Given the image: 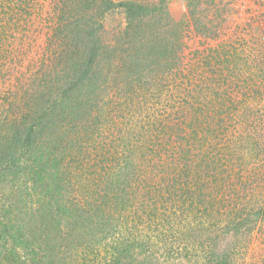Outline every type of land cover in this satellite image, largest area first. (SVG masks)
<instances>
[{
  "label": "trees",
  "instance_id": "trees-1",
  "mask_svg": "<svg viewBox=\"0 0 264 264\" xmlns=\"http://www.w3.org/2000/svg\"><path fill=\"white\" fill-rule=\"evenodd\" d=\"M77 1L79 0H54L51 6H47L42 2L41 4L40 2L36 3L35 0H0V77L5 80L6 73L10 75L8 78L13 75L12 79L14 80L19 79L20 75L23 76V81L22 79L17 82L10 80V82H6L4 88H0V109L2 112H7V115L0 118V129L3 131L0 133V137L3 142H6L5 146L0 148V185L5 177H12V180L20 179V174L23 173L22 176L25 175L24 182L31 183L30 189L33 190H30V194L33 196L35 193L39 202L43 201L45 197H49L52 201H59V204H62L60 205L62 215H65L68 209L78 210L77 212L74 210L75 215L85 221L84 225L86 221L90 222L94 216L99 218L102 211L104 215L102 213V216L100 215L102 218L99 219L105 218L106 220L107 217L113 216L114 214L111 212H114L115 214L119 213L121 218L127 222L129 218L140 221L145 217L144 221L152 220L157 214L155 212L158 209L157 202L160 205V203L164 204L169 201L174 219L177 215H186L188 218L190 213L191 218L188 219H192L191 222L194 223L192 229L206 224L205 229L214 227V229H221L223 233L233 229L238 234L242 233L240 230L243 227H248L247 220L252 218H248L250 214L239 213L248 205L238 188L242 187L241 183L243 184L244 180L247 183L249 179L258 188L257 186L262 185L261 181L264 180V169L260 168V163L249 162L254 160V157L259 153L251 151V148L246 156L235 151L232 152L233 156L227 157L220 155L219 150L237 139L233 125L239 127L237 126L239 115L245 114L244 112L250 104H255L261 97H264V52L259 55L252 51L254 47L262 49L260 37L250 36L251 44H247L248 52H243L244 42L238 43L240 39L238 36H234L232 40L222 41L212 48L214 50L217 48L214 53L217 65H226L227 74L223 75L219 82L221 90H214L211 80L205 85L206 89L202 86L195 89L193 83L195 77L192 79L188 77L192 70L186 68L185 74L181 72L184 76L178 84L183 85L185 97L180 101L179 109H174V116L168 112L159 120L161 127L158 133L161 134L147 133L141 125L140 131L134 135V141L140 143L144 140L143 145L136 144V147H140L141 150L139 156L125 152L121 154L123 160L118 167L126 176V183L130 185L132 195L140 194V197L133 196L135 201L142 205L127 203L128 200L125 199L112 206V209L109 206V212L105 214L106 204L108 205L110 202L106 203V200L103 199L104 195L95 194V191L92 190L93 185L99 179L93 178L87 187V194L84 195V201L93 208L91 212L88 211L89 207L84 208L83 201H81V205H78L75 200L70 202L73 205L69 206L67 202L69 200L65 197L72 196L71 192L76 191L75 187L68 186L71 181L70 176L67 178L65 191H63L65 181L63 177L54 179V176L57 173L55 169L58 170L60 167H62V171L65 167L70 168L73 164L75 167H81L80 161L83 158L81 155H84L82 151H84L86 141L94 136H99L103 129L102 115L100 114L103 110L102 103L107 105L111 103L109 108L111 114L107 116V121L113 115L114 105L118 107V103L112 97L104 100L102 96V94L106 95L105 97L109 95L105 88L109 76L103 75V61L111 59L116 50L115 45L104 41L103 35L106 28L103 18L105 14L114 9H122L127 20L123 30L124 35L129 38L138 34L137 41L141 45H145L142 60L138 49L141 46H134L133 54L127 57L126 64L131 67H128L129 70L121 75V79L127 89L122 96H128L130 90L133 91L142 83L136 84L142 71L153 73L158 68L156 54L159 57L165 55L166 47L162 49V44L157 43L158 36L155 35L154 27L158 25V21L160 23L163 19L167 21V13L166 16L161 14L164 9L162 0L151 2L144 0H82L83 4L76 7ZM42 15L47 18L44 52L38 59L32 60L34 63H30V67L33 68L38 65L36 70H30L28 65V68L24 70L21 61L27 47L25 42L21 45V41H17L14 34L15 31L20 32L18 30L20 24L29 27L35 18ZM146 17L149 18L144 21ZM8 30L11 33L7 35L10 36L9 39L6 37ZM24 36L25 39L30 38L29 33ZM132 40H136V38ZM131 42L133 41L128 42V45ZM128 45L123 49L126 53ZM67 49L68 52H65ZM111 63L112 60L109 64ZM178 63L180 60L178 61L175 54L169 59L164 58V67L159 66L161 74L152 75L154 82L152 85L156 88L159 87L158 82L163 77H166L165 79L168 81H176ZM4 64L9 70L4 69ZM251 67L253 69L250 70ZM222 69L224 68L219 67L216 71L214 70V73H221ZM30 81H35V83L32 84ZM113 82L112 78V84ZM2 83L0 81V87H2ZM83 86L88 87L84 91L87 107L70 117L68 109L73 110L72 102L75 101V96L81 93L80 89ZM77 91L78 93L74 95ZM128 99L130 98L128 97ZM82 102L80 101V103ZM243 109L244 111L238 112ZM261 121L258 118L251 119V123L260 124ZM166 129L170 131H166ZM59 130L67 131L65 138H58L59 150H49L44 156L40 149L50 147L49 139L53 138L55 132H59ZM206 134H209L212 141L207 140ZM248 138L251 140V137ZM215 141L222 142L218 148H215L218 144ZM251 141L253 149H257L260 142ZM165 145L169 146L165 147ZM261 147L264 148V144ZM211 148L216 151L210 155L208 160V151ZM114 157L113 152L111 156L108 155V163L104 164L106 166L99 171L113 172L116 165H110V162ZM222 161L230 164V168ZM199 169L201 174L197 171ZM242 173H245L246 179L244 180L240 177ZM216 180H221V182L218 183ZM78 181L80 182V179ZM215 182L216 184H214ZM222 182H224L223 186ZM228 194L232 195L227 196ZM132 205L134 206L127 209V211L130 210L128 215L121 214L127 206ZM229 207L237 217L234 220H229V224H224L221 217ZM262 213L264 214V205L261 204L254 214L260 218ZM163 215L167 217L166 214ZM204 215L211 217L206 221L198 220V216ZM153 221L156 222L155 218ZM123 223L125 222L123 221ZM176 224L180 223L176 222ZM9 225L7 222L3 224L5 232L11 229ZM148 225L150 226V224ZM78 228L77 225L75 229ZM85 230L84 242L76 247V257H81L82 252L94 249L96 244L97 240L87 237L88 232L87 229ZM98 230L103 234L102 237L109 231V229H105V226H101ZM190 230L188 228L184 233L187 234ZM43 231L48 233L49 228L46 227ZM62 232L54 233L56 236L52 238L54 239L52 247L56 248L61 242L67 240L66 231ZM89 232H93V229ZM46 239L49 241L51 237L48 236ZM125 239L121 236L116 247L117 254L111 256L106 264H121V257H130L128 254H122L123 251L129 253V250L134 246L140 251L148 249V244L134 235L124 241ZM217 240L218 236L211 247L218 246ZM47 243L44 240L42 244L46 246ZM204 254L206 259L201 264H231L232 254L228 251L211 249V252L204 251ZM89 261L94 262V258Z\"/></svg>",
  "mask_w": 264,
  "mask_h": 264
},
{
  "label": "rangeland",
  "instance_id": "rangeland-1",
  "mask_svg": "<svg viewBox=\"0 0 264 264\" xmlns=\"http://www.w3.org/2000/svg\"><path fill=\"white\" fill-rule=\"evenodd\" d=\"M162 1L164 2V9L161 11V14L166 16L167 13V21L163 19L161 23L160 21L156 22L158 25L154 29L156 30V37L158 36L157 43L162 44V49L166 47V50H164L165 55L159 57L156 54L158 68L153 73L142 71L141 76H139L141 80L138 79L136 84L138 82L142 83L135 87L133 91L130 90L128 96H122L127 89L121 79V75L129 70L128 67H131L126 62L127 57L133 54L134 46H141L138 49L142 60L145 45H141L137 41L138 34L129 38L124 35L123 30L126 27L127 20L122 9H114L105 14L103 18L106 28L103 35L104 41L115 45L116 50L111 59L103 61V75L109 76V81L105 87L109 95L105 97L106 95L102 94V96L104 100L112 97L118 103V107L114 105L113 115L107 121V116L111 114L109 112L111 103L109 105L102 103L103 110L100 114L102 115L103 129L99 136H94L89 141H86L83 148L84 151H82L84 155H81L83 157L80 161L81 167H75V164H73L70 168L65 167L64 171H62V167L58 170L55 169L57 173L54 179L63 177V180H65L63 191L66 189L68 176L71 177L68 186L76 188V191L71 192L72 196L65 197L69 200L67 201L69 206L73 205L70 202H74L75 200H77L78 205H81V201H83L85 204L84 208L89 207L88 211H93V208L84 201L87 187L93 178L99 179L93 185L92 190L95 191V194L104 195L103 199L106 200V203L110 202L108 205L106 204L107 208L106 210L104 209L105 214L109 212V206L112 209V206L123 202L122 200L125 199L128 200L127 203L131 202L141 206L142 204L136 202L133 196L140 197V194L136 193L132 195L130 185L126 183V176L123 175L121 168L118 167L123 160L121 154L125 152L126 154L131 153L133 156H139L138 154H140L141 150L139 149L140 147H136V144L141 146L144 140L140 144L134 141V135L140 131L141 125L143 129H146L147 133L154 135L160 131L159 120L163 116L167 115L168 112L174 116V109H179L178 105L181 104L180 101L185 97L183 85L178 84L184 76L182 73L185 74L186 68L192 70V73L188 77L191 79L195 77L193 80L195 89L201 86L205 87L209 80H211L212 88L214 90H221L219 82L221 81L220 78L227 74L225 70L226 65H217V58H214L217 48L214 50L212 49L213 47H216L222 41L232 40L234 36H238V39L240 38L238 43L244 42L243 52H248L247 44H251L249 39L252 36L260 37L262 44V49L254 47L253 53L261 55L264 52V0ZM35 2H40V4L42 2L47 6H51L54 0H35ZM82 4L83 1L79 0L76 2V7H80ZM148 18L146 17L144 21H147ZM34 20L29 27L20 24V28H18L20 32L15 31L14 34L17 37V41L20 40L21 45L25 42L24 44L27 47L26 51H24V58L21 61L24 70L28 68L27 65L30 70H36L38 65L33 68L30 67V63H34L32 60H36L42 55L41 53L44 52L43 49L46 44L45 24L47 23V18L42 15ZM8 31H6V37L9 39L10 36L7 35L11 33ZM27 33L30 35L29 39L24 38V35ZM133 38H136V40H132ZM130 41L133 42L128 45ZM126 45H128L127 53L123 50ZM65 52H68V49ZM174 54L178 61L180 60V63H178L179 67H177L179 70L177 69L178 75L176 76V81H168L165 79L166 77H163L161 80L158 79L160 80L158 82L160 85L156 88V86L152 85L154 83L152 75H160L161 72L159 71L161 68L159 66L164 67V58L169 59ZM111 60L112 63L109 64ZM117 62L118 64H116ZM139 64L141 65V63ZM5 65L4 69L6 71L9 70ZM219 67H223L224 69H222L221 73L215 74L214 70L216 71ZM251 69L253 68L251 67ZM8 75L9 73H6L5 80L3 77H0V81L3 82L1 84L2 87H0L1 89L4 88L7 81L13 80L17 82L23 78L20 75L18 76L19 79L14 80L12 79L13 75H11V78H8ZM112 78L114 80L113 84ZM30 82L32 84L35 83V81ZM87 89V86H83L78 96L76 94L79 90L74 94L76 95V99L72 102L73 113L68 109L70 117L75 116L76 112H81L87 107V98H85L84 94V91ZM238 90L240 91V89ZM238 96L240 95L238 94ZM80 101L83 102L80 103ZM242 111L244 109L238 110V112ZM244 113L243 115H239V123H237L239 127L233 125V130H236L235 136L237 139L233 140L225 148L222 147L219 152L220 155L227 157L233 156L232 152L235 151L240 154L243 153L246 156L247 152L250 151L249 148H251V151L259 153L254 157V160H250L249 162L260 163V168L263 170L264 148L261 146L264 144V97H261L255 104H250ZM0 115V118H3L7 115V112H2V109H0ZM252 118H258L262 121L260 124L256 122L251 123ZM166 131L170 130L166 129ZM2 132L0 129V133ZM66 132L60 130L59 132H55L54 137L49 139L50 147H42L40 152L45 156L49 150H59L58 138H65L67 136L65 135ZM206 136L208 141H212L209 138V134H206ZM247 136L251 137V140L260 142L257 145V149H253V144L250 143L252 141ZM215 142L218 143L215 148H218L222 143L221 141ZM5 144L6 142H3L0 137V148L5 146ZM168 146L165 145V147ZM143 149L145 150L146 148ZM215 151L212 148L208 151V160L210 155ZM112 152L115 157L110 162V165H116L114 166L115 172L99 171L106 166L104 164L108 163V155L111 156ZM102 159L104 161H101ZM222 162L224 163L225 161ZM226 165L230 168V164L226 163ZM67 168L69 169L67 170ZM197 171L198 173L201 172L200 169ZM22 174H20V179L12 180V177H5L0 185V264H41V262L42 264H106L109 262L108 260H110L111 256L117 254L116 247L121 236L126 238L124 240L126 241L127 238H131L133 235L146 242L148 249L147 251H140L139 248L134 246L129 250V253L123 251L122 254H128L130 257H121V264H201L206 259L204 251H208L209 253L211 249L228 251L230 254L236 252L230 257L231 264H264V214L262 213L260 218L254 214L258 210L259 205H264V180L261 181L262 185L256 188L255 183L253 184L251 179L246 183V180H244L246 179L244 177L245 173H242L240 176L244 182L243 184L241 183L242 187L238 189L245 197V202L248 206L239 213L250 214L248 218L252 219L247 220L246 225L248 227H243L240 230L242 233L239 232L238 234L233 229H229L227 233H223L221 229H214V227L205 229L206 224L192 229L194 223L191 222L192 219H188L191 218L190 213L188 218L186 215H177L174 219L169 201H166L164 204L160 203V205L157 202L156 217H153L152 220L149 219L150 221L147 219L144 221L145 217H143L140 221L129 218L127 222L121 218L119 213L115 214L114 212H111L114 215L109 216V218L107 217L106 220L105 218L99 219L102 218V213L104 215L102 211L101 214L98 213L99 218L94 216L90 222L86 221L84 225L83 222L85 221L80 220L75 215L74 210L76 212L78 210L68 209L66 214L62 215L60 213V205L62 204H59V201H52L49 197H45L43 201L39 202L35 193L33 196L30 194V190H33L30 189L31 183L29 182V185L27 181L25 183V175L22 176ZM78 179H80V182ZM231 179L235 180L233 177ZM216 182L219 183L221 180H216ZM223 185L224 182H222ZM89 195L91 194L89 193ZM231 195L228 194L227 196ZM180 203L182 204V202ZM133 206H127L121 214L128 215L130 210L127 211V209ZM77 208L79 209V207ZM230 209L231 207L223 212L221 218L224 224H229V220H234L237 217ZM177 213L180 212L177 211ZM163 214H166V216L168 214L172 215L165 217ZM210 217L209 215L198 216V220L202 219L206 221ZM154 218L156 222L153 221ZM5 222L9 223L11 228L6 232L3 229ZM157 222L161 223L158 224ZM176 222L180 224L177 225ZM77 225L79 228L75 229ZM101 226H105L106 230L109 229L104 237H102L103 234L99 233L98 230ZM46 227L49 228V234L43 231ZM188 228L191 230L185 234L184 232ZM85 229L88 232L87 237H91L97 241L94 249L82 252L81 257H76V247H79L80 243L84 242ZM92 229L93 232H89ZM64 230L67 234V240L61 242L56 248L52 247L54 244V239L52 238L56 236L54 233L59 231L63 233L62 231ZM48 236L51 237L49 241L46 239ZM217 236L218 246L211 247ZM44 240L48 242L46 246L42 244ZM91 258H94V262L89 261ZM86 259L88 260L86 261Z\"/></svg>",
  "mask_w": 264,
  "mask_h": 264
}]
</instances>
